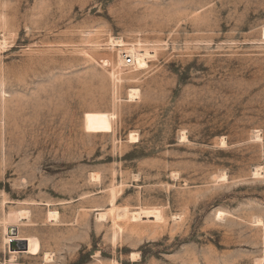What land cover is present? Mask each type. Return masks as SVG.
Returning a JSON list of instances; mask_svg holds the SVG:
<instances>
[{
  "label": "rangeland",
  "instance_id": "rangeland-1",
  "mask_svg": "<svg viewBox=\"0 0 264 264\" xmlns=\"http://www.w3.org/2000/svg\"><path fill=\"white\" fill-rule=\"evenodd\" d=\"M0 264H264V0H0Z\"/></svg>",
  "mask_w": 264,
  "mask_h": 264
},
{
  "label": "bare ground",
  "instance_id": "bare-ground-1",
  "mask_svg": "<svg viewBox=\"0 0 264 264\" xmlns=\"http://www.w3.org/2000/svg\"><path fill=\"white\" fill-rule=\"evenodd\" d=\"M112 43L114 45H119V46H123L124 45V42H123L122 39H115V38H113L112 39ZM124 53L125 54H128L129 53L134 58V60H135L134 62L137 63L138 67L140 69H143V68L148 67L149 59L151 57H154V55H155L156 52L154 51V48L152 50L150 48L144 47V45H142L141 43H139L138 46H133L127 52H124ZM124 53H123V56L120 55V59H119V64H120V66L123 65L122 67H124V65H125ZM139 95H140L139 89L132 88V89L129 90L128 99H130L131 101H133L134 99L136 100L137 98H139ZM186 136H184V137H186ZM135 137H136V135H133V134L131 135V138L132 139H134ZM222 144L223 145H226L227 144L225 138L222 139ZM259 169H257L256 172H254V174H256V176L257 175L259 176V175L262 174L261 173V170H259ZM94 177H97V175H95ZM98 177H97L96 180L99 179ZM106 215H107V212H101L98 216L101 219V218H104ZM219 215L221 216L222 214L219 213ZM49 216L51 218L52 217L53 218L54 217H57L58 216V212L57 211H49ZM131 216H132V218L138 220V219H141L142 218V213L140 211H134V212H132ZM29 217H30V212L29 211H27V212L20 211V213H15V211L14 212H11L10 215H9V217H8V220H7L11 224H9V225L6 224L5 227H4L5 228V231H3V232H6V238H5L6 240L5 241L7 243H10L11 241H15L16 242L15 245H14V247L12 248L13 250L15 249L17 251V250L22 249L21 248V244L23 242H26V250H28V247H29V250L32 253H37V252H39V250L41 248L40 241L38 240V238H36V237H29V238H27V237H24V236H20L19 235V232L17 231V226L18 225L16 226V223H18L22 219H26L27 220ZM57 219H58V217H57ZM260 222H262V221H260ZM13 257H15V256H13ZM44 260L46 262H51L52 255L49 254V253H45Z\"/></svg>",
  "mask_w": 264,
  "mask_h": 264
},
{
  "label": "built area",
  "instance_id": "built-area-1",
  "mask_svg": "<svg viewBox=\"0 0 264 264\" xmlns=\"http://www.w3.org/2000/svg\"><path fill=\"white\" fill-rule=\"evenodd\" d=\"M124 59H125V65L126 66L135 64L134 58L128 54H124Z\"/></svg>",
  "mask_w": 264,
  "mask_h": 264
},
{
  "label": "water",
  "instance_id": "water-1",
  "mask_svg": "<svg viewBox=\"0 0 264 264\" xmlns=\"http://www.w3.org/2000/svg\"><path fill=\"white\" fill-rule=\"evenodd\" d=\"M15 243H16L15 241H11L12 248L14 247ZM21 248L24 249V250H26V242H23V243L21 244ZM20 250H21V249H20Z\"/></svg>",
  "mask_w": 264,
  "mask_h": 264
},
{
  "label": "crops",
  "instance_id": "crops-1",
  "mask_svg": "<svg viewBox=\"0 0 264 264\" xmlns=\"http://www.w3.org/2000/svg\"><path fill=\"white\" fill-rule=\"evenodd\" d=\"M14 225V224H13ZM20 235V234H19ZM30 236H32V235H30Z\"/></svg>",
  "mask_w": 264,
  "mask_h": 264
}]
</instances>
